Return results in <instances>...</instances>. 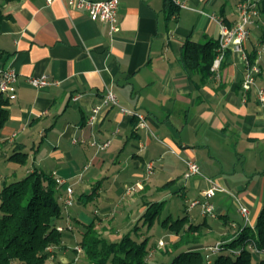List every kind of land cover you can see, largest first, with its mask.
<instances>
[{"label":"crops","instance_id":"0c3cea01","mask_svg":"<svg viewBox=\"0 0 264 264\" xmlns=\"http://www.w3.org/2000/svg\"><path fill=\"white\" fill-rule=\"evenodd\" d=\"M176 1L185 6L172 0L177 10L169 15L165 0H119L117 30L111 32L107 22L92 20L65 0H0L7 16L0 26V68L17 73L15 98L2 95L9 101V118L0 128V189L37 167L80 186L79 195L93 192L102 201V216L112 217L120 208L131 213L138 196L162 200L147 198L165 183L155 184L158 176L176 179L160 194L186 199L214 182L215 223L202 217L207 223L200 230L202 238L216 231L207 246L245 223L239 205L248 208V224H255L264 199V106L240 85L243 53L250 60L255 56L262 29H251L244 52L226 51L217 74L187 68L185 42L216 44L219 26L212 16L233 24L241 0ZM259 66L256 82L264 88V57ZM41 76L55 83L27 82ZM107 89L116 104L103 103ZM94 109L97 121L90 125ZM138 114L145 117V128L138 127ZM14 149L27 153L25 165L8 159ZM186 159L200 172L184 180ZM150 161L154 171L147 175ZM93 179L95 187L88 184ZM218 193L232 199L241 219L231 218L220 200L213 202ZM76 240L77 234L64 233L62 246L45 264L72 260Z\"/></svg>","mask_w":264,"mask_h":264},{"label":"trees","instance_id":"16d2710c","mask_svg":"<svg viewBox=\"0 0 264 264\" xmlns=\"http://www.w3.org/2000/svg\"><path fill=\"white\" fill-rule=\"evenodd\" d=\"M165 7L169 15L177 10L172 0H165ZM6 17L0 9V26ZM215 48L213 42L200 45L187 40L183 52L186 67L210 73ZM8 103L0 94V128L9 118ZM132 122L136 127L135 119ZM27 157L26 152L14 149L8 159L25 165ZM175 182L176 179L167 181L159 189L166 190ZM63 187L54 174L37 167L25 177L3 184L0 189V264H45L54 256L56 249L62 246L63 234L75 227L65 212ZM93 197V192L81 193L77 200L84 204ZM165 202V199L144 201L143 213L132 228L116 240L108 239L97 230L96 221L101 218L95 214L88 223H81L84 228L78 230L72 251L76 252L78 247L88 264H255L253 257L257 255L260 257L256 264H264V199L255 224L238 225L229 238L219 242V251L210 260L205 258V252L194 247L199 243L201 225L207 222L193 223L188 221L187 215L176 219L168 215L160 222L166 231V242L160 239L163 244L159 245L168 259L149 260L156 243L149 245L148 236L140 237L141 227L151 228L161 216ZM60 226L62 230L58 229ZM165 244H168L166 249ZM73 259L78 260L75 256ZM73 259L56 264H72Z\"/></svg>","mask_w":264,"mask_h":264},{"label":"built area","instance_id":"2783aa9c","mask_svg":"<svg viewBox=\"0 0 264 264\" xmlns=\"http://www.w3.org/2000/svg\"><path fill=\"white\" fill-rule=\"evenodd\" d=\"M51 0H48L50 2ZM177 2V5L185 6L184 4ZM66 4L70 8L79 10H85L89 17L94 21L107 22L111 32L117 30V11L119 0H65ZM237 12V20L233 24L225 23L220 17L212 16L219 26V34L216 42V54L211 64L210 70L213 73H218L223 60L225 59L226 51L244 52V45L251 34L253 27L262 29V38L257 43L255 56L253 60H250L243 53V60L245 64V70L241 79V90L244 95L251 91H254L258 102L264 106V88L258 86L256 77L260 72L259 60L264 57V0H241L235 6ZM17 73L12 67L0 68V94L6 95L9 99L15 98L16 91V79ZM27 82L35 87H43L54 84L55 81L49 79L47 76L41 77H28ZM105 104H116L117 100L111 89H107L105 98L103 100ZM123 113L128 115H134V112L123 107H120ZM99 109H94V113L90 115L87 122L93 125L96 121V112ZM138 127L145 128L147 126L145 117L142 114H138ZM95 145L96 143H92ZM108 142L98 144L100 148H104ZM185 171L182 178L184 180L199 174V166L192 159L185 160ZM147 175H150L154 171L153 163L150 161L146 167ZM59 185H66L64 192V205L70 206L76 199L73 191V183H68L65 179L57 177ZM136 186V185H135ZM135 186H128L127 191H134ZM137 187V186H136ZM215 184L207 189L200 191V198H193L189 202L188 207L191 209L195 206L201 207V215L203 217H214L216 215L214 205L211 201L215 194ZM239 212L243 217L245 223H249L248 208L239 205ZM70 226V225H69ZM59 230L63 228L58 227ZM162 240L159 241V245H162ZM219 242L210 245L206 248L205 258L210 260L219 251ZM78 252L81 251L76 247Z\"/></svg>","mask_w":264,"mask_h":264},{"label":"rangeland","instance_id":"374dc122","mask_svg":"<svg viewBox=\"0 0 264 264\" xmlns=\"http://www.w3.org/2000/svg\"><path fill=\"white\" fill-rule=\"evenodd\" d=\"M200 165V162L198 163ZM200 172V171H199ZM109 175V174H108ZM169 179L168 176H158V178L156 179L155 184H159V183H163L166 182ZM97 179H93L90 180L88 182L89 185H91L92 187H95ZM80 186L76 185L73 186V191H74V196L77 198V196L79 195L80 191ZM63 192H65V187L62 188ZM86 191H90V189H86ZM77 194V195H76ZM88 194V193H87ZM161 197L162 200L163 198L166 200L165 202V206L163 209V212L161 214V216L159 217V219H156L155 222L153 223V225L151 226L150 229H148L146 226L145 227H141V238L148 236L149 237V242L148 244H155L156 243V247L152 248L150 256L148 257L149 260H160V261H167L168 257L163 255V250L159 247V240L163 239L164 242L165 241V235H166V231L162 228V226L160 225V222L167 217L168 215L171 216L172 219H176L178 217H182L183 215H189V216H193L195 218H197L198 220L202 221L203 220V216L201 215V207L200 206H196L193 208H189V202L191 199L193 198H200V194L197 192H194V194H190L188 193V197L190 199H186L185 196H182L179 193H170V192H165V193H159V189L157 187V190L153 192V195H150L147 198H158ZM193 196V197H192ZM139 200H138V204L137 207L135 205H133L131 213H125L126 211H124V209L120 208L117 209L116 211V216H112V217H108V216H102L105 213L101 212L100 210L102 209V201L100 198H97L96 196L93 197V199L87 203H79L77 200H75L70 206H67L65 208V212L67 213V216L72 217V223L75 226L74 230L68 231L66 233L69 234H77L78 236V230H82L83 224L81 223H88L93 216L99 212L98 216H102L100 220L97 219L96 221V228L98 231H100L103 235H105L106 237H108V239L110 240H116L118 239L124 232H126L127 230H129L130 228H132V226L135 224V221L137 220V218L140 216V211L138 210L139 207L142 205L141 202L145 201V195L143 196H138ZM159 200V199H158ZM188 200V201H187ZM221 203H223L228 212H229V216L235 220H239L241 219V216L237 213V205L232 201V199L230 197H228L225 194H217L216 197L213 199V202L216 203L217 201H219ZM119 210V211H118ZM203 217V218H202ZM206 220L211 223L214 222L213 218H211L210 216L205 217ZM73 219L79 221L77 222L76 220L73 221ZM215 223V222H214ZM213 224V223H211ZM244 224V223H243ZM215 227V226H214ZM213 227V228H214ZM148 230V231H147ZM148 233H147V232ZM204 235L201 234L200 236V241H199V251H201L202 253H204L206 251V246L207 244H209L210 242H213L216 238V231L215 229H213V233L207 235L206 237L202 238ZM168 246V244H165V248L166 249ZM70 254H73L70 252ZM83 253L81 251L78 252V250L76 252H74V256L77 257V261L73 259L72 264H88L86 262V260L83 257ZM258 256L253 257V262L256 264V261L258 260Z\"/></svg>","mask_w":264,"mask_h":264}]
</instances>
